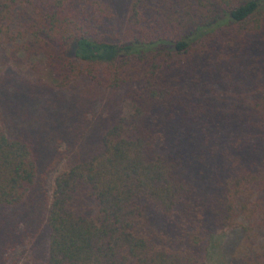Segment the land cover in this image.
I'll return each mask as SVG.
<instances>
[{
  "label": "trees",
  "instance_id": "16d2710c",
  "mask_svg": "<svg viewBox=\"0 0 264 264\" xmlns=\"http://www.w3.org/2000/svg\"><path fill=\"white\" fill-rule=\"evenodd\" d=\"M219 244L264 264V0H0V264Z\"/></svg>",
  "mask_w": 264,
  "mask_h": 264
},
{
  "label": "rangeland",
  "instance_id": "374dc122",
  "mask_svg": "<svg viewBox=\"0 0 264 264\" xmlns=\"http://www.w3.org/2000/svg\"><path fill=\"white\" fill-rule=\"evenodd\" d=\"M62 169H64V164H62L57 171L51 173L50 178H49V186H50L51 189H52V187L54 185V179H55L56 175ZM220 247H222V244H221V246H220V244L219 245H215V246H213V248L210 245L209 252H208V255H207V259H206V264H226V257H225V255L222 252V248L220 249ZM27 248L28 247L26 246V249ZM16 252L17 253H22V250L18 249ZM29 253H30V250H27L26 257L29 256ZM16 258H17V256H16Z\"/></svg>",
  "mask_w": 264,
  "mask_h": 264
}]
</instances>
